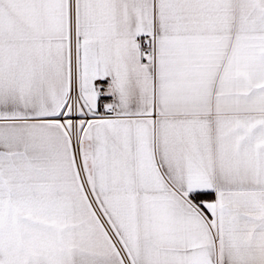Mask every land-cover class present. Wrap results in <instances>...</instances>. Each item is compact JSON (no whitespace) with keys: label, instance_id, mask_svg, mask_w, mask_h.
<instances>
[{"label":"snow or ice","instance_id":"6c2138e0","mask_svg":"<svg viewBox=\"0 0 264 264\" xmlns=\"http://www.w3.org/2000/svg\"><path fill=\"white\" fill-rule=\"evenodd\" d=\"M0 264H264V0H0Z\"/></svg>","mask_w":264,"mask_h":264}]
</instances>
